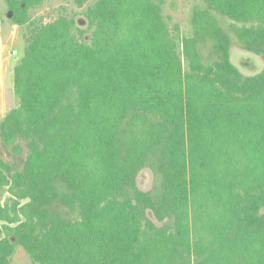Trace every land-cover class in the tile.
Here are the masks:
<instances>
[{
	"label": "trees",
	"instance_id": "obj_1",
	"mask_svg": "<svg viewBox=\"0 0 264 264\" xmlns=\"http://www.w3.org/2000/svg\"><path fill=\"white\" fill-rule=\"evenodd\" d=\"M35 1L10 0L12 20ZM205 1L191 37L157 0H96L89 39L64 16L30 29L1 125L29 152L21 170L0 156V264L18 244L36 264H264V67L239 71L214 13L264 56V0Z\"/></svg>",
	"mask_w": 264,
	"mask_h": 264
},
{
	"label": "rangeland",
	"instance_id": "obj_2",
	"mask_svg": "<svg viewBox=\"0 0 264 264\" xmlns=\"http://www.w3.org/2000/svg\"><path fill=\"white\" fill-rule=\"evenodd\" d=\"M96 0H36L28 9L27 21L16 24L10 13V0H0V156L16 170H21L28 156L29 148L25 142H17L16 146L7 145L2 137L1 125L7 114L19 106V99L14 87L15 66L22 55L27 43L29 32L36 24L59 18L61 16L72 18L77 25L86 31L85 37L89 39L91 32L87 17L88 8ZM162 8V14L171 30L182 37L193 35V16L198 8L207 7L205 0H157ZM219 24L227 31L231 38V62L246 76H252L262 71L264 56L241 45V40L233 27L235 21L218 12H214ZM204 48L209 54L211 44ZM155 174L150 167L142 168L136 177L138 187L143 191L152 190L155 185ZM9 194L6 193L5 197ZM13 203L12 198L9 199ZM149 217L157 225L158 221L149 211ZM10 264H36L31 254L18 244L9 258Z\"/></svg>",
	"mask_w": 264,
	"mask_h": 264
}]
</instances>
